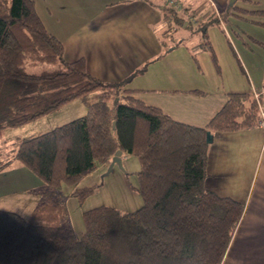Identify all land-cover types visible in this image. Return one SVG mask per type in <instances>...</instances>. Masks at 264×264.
Returning a JSON list of instances; mask_svg holds the SVG:
<instances>
[{"label": "trees", "instance_id": "obj_1", "mask_svg": "<svg viewBox=\"0 0 264 264\" xmlns=\"http://www.w3.org/2000/svg\"><path fill=\"white\" fill-rule=\"evenodd\" d=\"M160 10L163 18L177 17L172 6L163 3ZM242 10L264 14L259 7ZM216 12L202 18L199 29L218 21ZM204 43L218 70L213 48ZM41 63L49 66L27 70ZM129 77L106 81L90 75L82 58L62 57L60 40L44 27L32 0H0V133L73 98L86 107L82 115L16 138L13 154L0 157V169L14 158L44 183L27 216L0 208V264H220L244 204L205 186L206 131L258 125L257 101L252 92L230 91L204 125H193L131 95ZM116 149L137 157L141 204L129 211L88 207L76 234L60 224L66 216L60 182L108 162Z\"/></svg>", "mask_w": 264, "mask_h": 264}, {"label": "crops", "instance_id": "obj_2", "mask_svg": "<svg viewBox=\"0 0 264 264\" xmlns=\"http://www.w3.org/2000/svg\"><path fill=\"white\" fill-rule=\"evenodd\" d=\"M32 1L44 27L60 40L65 60L82 58L85 70L101 80L130 76L125 87L131 95L178 121L204 125L224 103L228 92H252L264 80V70L253 66L249 69L243 56L238 57L247 82L240 80V74L223 82L206 76L202 62L192 61L185 48L188 46L184 47L179 39L168 41L166 28L161 29L163 23L169 25L170 19L163 18L160 10L168 0ZM261 1L250 0L256 4L254 7L264 8ZM210 3L217 10L214 2ZM210 12L205 11L194 23ZM184 19L191 21V14ZM213 49L220 59L219 47ZM225 50L228 52L224 47L220 52ZM19 163L11 158L0 170L19 168L15 165ZM204 183L218 194L244 204L220 264H264V129L256 125L213 131ZM34 204L23 207L24 211L29 212Z\"/></svg>", "mask_w": 264, "mask_h": 264}, {"label": "rangeland", "instance_id": "obj_3", "mask_svg": "<svg viewBox=\"0 0 264 264\" xmlns=\"http://www.w3.org/2000/svg\"><path fill=\"white\" fill-rule=\"evenodd\" d=\"M212 1L219 11L220 17H218V21L213 20L207 24L204 31L199 27L205 26V20L198 24H195L194 21L207 10H211L212 16L216 17L217 14L214 13L216 9L214 10L210 3ZM227 2L228 0L165 1L166 6L175 8L177 17L167 20L169 25L163 23L164 26L161 29L166 28L165 31L169 34L168 41L175 40L177 42L179 39L184 47L188 46L185 48L188 50L189 56L194 55V58L191 56V59L196 64L202 62L203 73L206 76L211 79L217 78L218 81L223 82L222 80L236 79L240 74L242 75L240 80L247 82V76H245L243 65L238 56H243L249 69L250 66H253L256 70L259 68L264 70V25L259 23V21H264V14L242 10V8L256 5L250 0H235L232 4L233 7H230L225 13ZM261 2L262 5L261 3L260 5L264 6V0ZM200 6L203 7L198 10ZM188 14H191L192 20L183 24L184 17ZM179 16L183 19L182 22L178 19ZM161 32L160 36H162ZM204 40L209 42L212 48L219 47L220 59L215 57L220 76L217 70L215 72L214 60L206 48ZM223 47L227 48L228 52L226 50L220 52ZM47 66L49 64H34L27 66V70L37 71ZM260 82L257 85L259 86L258 90L262 88L264 80ZM85 112L86 107L81 99L73 98L32 120L3 128L0 133V157L5 159L13 154L16 138L32 136ZM13 163L18 162L14 161ZM15 165L19 168L12 166L7 172H4V169L0 170V190H2L0 208L14 210L25 217L28 211H24L23 207L41 199L44 183L22 163ZM107 168L108 162H96L92 169L81 174L75 181L60 182L58 198L63 200L66 208V216L60 221V224L70 226L76 234H79L83 230L81 212L88 207L104 204L111 205L120 211H129L141 204V197L137 190L138 160L136 155L122 154L120 166L113 163L109 169ZM25 187L28 190L24 189ZM79 187H89L90 190L82 196L73 194L72 191Z\"/></svg>", "mask_w": 264, "mask_h": 264}, {"label": "water", "instance_id": "obj_4", "mask_svg": "<svg viewBox=\"0 0 264 264\" xmlns=\"http://www.w3.org/2000/svg\"><path fill=\"white\" fill-rule=\"evenodd\" d=\"M234 1L235 0H228V2L226 4V8H225V13L228 12V10L230 9V7L232 6ZM206 141L207 142L211 141V133H210V131H206ZM120 155H121V151L119 149L114 150V152L109 157L108 168L107 169H109L112 166L113 163H116L118 166H120Z\"/></svg>", "mask_w": 264, "mask_h": 264}, {"label": "built area", "instance_id": "obj_5", "mask_svg": "<svg viewBox=\"0 0 264 264\" xmlns=\"http://www.w3.org/2000/svg\"><path fill=\"white\" fill-rule=\"evenodd\" d=\"M261 92H264V84L260 90H253L252 91V93H253L256 101H257V106H258V113H259L258 125L264 129V103H262L259 99V94Z\"/></svg>", "mask_w": 264, "mask_h": 264}]
</instances>
